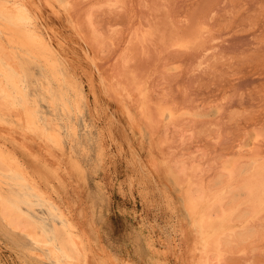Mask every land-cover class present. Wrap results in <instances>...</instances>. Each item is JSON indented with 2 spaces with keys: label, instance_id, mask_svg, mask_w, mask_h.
<instances>
[{
  "label": "rangeland",
  "instance_id": "374dc122",
  "mask_svg": "<svg viewBox=\"0 0 264 264\" xmlns=\"http://www.w3.org/2000/svg\"><path fill=\"white\" fill-rule=\"evenodd\" d=\"M36 1L39 25L59 43L83 106L68 113L75 134L61 124L58 110L40 113L57 118L62 148L30 133L26 140L34 152L13 146L7 124H0V142L82 225L91 264L109 256L110 264H161L158 247L165 243L169 264H264V206L246 214L240 205L231 219L235 225L218 235V245H204L182 195L189 178L205 185L222 178L236 190L244 180L264 176V0H69L68 13L62 0ZM105 84L117 86L120 97ZM67 92L72 99L73 91ZM138 102L145 111H138ZM161 109L170 114L161 119ZM230 165L235 173L227 180ZM184 174L190 177L183 181ZM0 234V264H46L26 251L28 240L1 222Z\"/></svg>",
  "mask_w": 264,
  "mask_h": 264
},
{
  "label": "bare ground",
  "instance_id": "6f19581e",
  "mask_svg": "<svg viewBox=\"0 0 264 264\" xmlns=\"http://www.w3.org/2000/svg\"><path fill=\"white\" fill-rule=\"evenodd\" d=\"M68 2H69V0H62L60 3L61 6H63V10L66 13H68V11L71 10V9H68V6H69ZM71 7H72V3L70 4L69 8H71ZM38 10H39V8H38V4H37L36 0H0V124H2V127H3V124H7L11 127L10 129H12L13 135L10 134V135H12V136H10L9 133L8 134L6 132L5 133H6V135H9L10 140L9 139H7V140H9L13 144V146L18 145L21 148H24V149L26 148V149H30V150H31V148L28 147V142L26 140V136L28 137L30 134L36 135L37 137L41 138L46 144H52L57 148H62L63 142H61L60 134L58 131L59 123L57 122V120H55L57 118H55V117L50 118L51 114L50 115L48 114V117L45 115L46 118H44L42 116L43 117L42 118L40 116V113L41 114L46 113L45 112L46 109H44L45 107L48 108L50 110V112L58 110L60 113V116H58V117H60L59 120L61 121V124H63L64 126L67 127L66 129H68V133L71 132L72 134H75L76 129L74 127V124L70 122L68 113H70L73 110L76 112L81 111V105L82 104H80V102L84 97L81 90L75 86V83L74 84L72 83V81L69 79V76L67 75V69L65 68L66 64L64 63V60L61 57L60 51L57 48L56 43H58V42L56 41L54 43V41L51 39V36L45 35V32L42 30L43 26L39 25L41 23L38 21V19H39ZM72 17H74V16H72ZM87 22L89 25L92 26V21H91V18L89 16L86 18V24H87ZM62 24L64 25L66 23H62ZM78 28H79V26H78ZM91 28H92L91 32L93 34L94 29H93V27H91ZM154 29H157V28H154ZM88 31H89V29H88ZM85 37H86V35H85ZM92 37H93V35H92ZM94 39H95V37H94ZM83 41L85 42V39H83ZM79 43H80V41H79ZM58 46L60 47L59 43H58ZM92 47H90V48H92ZM94 55H96V54L94 53ZM96 64H97V61H96ZM96 67H97V65H96ZM52 81H54L55 85L52 83ZM111 84H113V82ZM63 85H65V88L63 87ZM105 87L107 90L111 91L112 93H115L116 96L120 97L121 93L117 90L118 89L117 86H116L117 88L115 86H111V87L109 86L108 87V85L105 84ZM68 88L71 91H73L72 93H73L74 97L73 98L71 97L72 99H70V97L68 96V92H67ZM97 90H99V89H97ZM141 91L142 90H138V93L142 94ZM85 92H86V90H85ZM98 93H100V92H98ZM98 96H99V94H98ZM127 96H129V95H127ZM100 98L102 99L101 96H100ZM112 99L113 98H111V100ZM116 99L114 98L113 102ZM125 100H127V99H125ZM90 102H91V100H90ZM115 102H117V101H115ZM113 104L115 105V103H112L111 105H113ZM140 105L141 104L138 102V107H139L138 111L139 110L145 111V109L141 108ZM90 108L95 109V107H93V106ZM115 108H114V110H115ZM117 108H119V107H117ZM91 110H93V109H91ZM118 110L120 111L121 109H118ZM112 112H114V111H112ZM120 112L122 113V111H120ZM164 113H167V115L170 114L169 112H164L163 109H161L160 113H159V116H161V119H163ZM94 118H95V116H94ZM147 118L148 117H146L145 119H147ZM123 120H124V118H123ZM132 122H133V120H132ZM127 123H128V121L126 122V124L125 123L124 124L127 125ZM142 124H145V123H142ZM132 127H133V125H132ZM145 128H147V127H145ZM101 130H102V128H101ZM88 132H90V131H88ZM97 135H98V132H97ZM133 135H134V133H133ZM0 136L3 137L4 135H2L0 133ZM69 137L70 136H68V138ZM74 138H75V135H74ZM83 138H85V137H83ZM101 138H102V136H101ZM101 138L98 139L99 143L97 146L98 151H99V156H98L99 160H101L102 156L104 155L103 154L104 143L102 142ZM137 138H139V136H137ZM71 140H72V138H71ZM94 140L96 141V139H94ZM72 142H74V139L72 140ZM39 143L43 145V143H41L40 141H39ZM141 143H142V141H141ZM94 144H96V143H94ZM67 145H69V144H67ZM79 146H80V144H79ZM38 149H41V148L37 147V150ZM73 149H74V147H73ZM31 151L34 152V150H31ZM49 151H51V150H49ZM56 151L57 150H55V152ZM59 151H60V149H59ZM68 151H69V149H68ZM79 152H81V151H79ZM37 154H39V152ZM80 154H82V153H80ZM52 155H55V154L52 153ZM70 155L71 154H69L67 156H70ZM44 158H45V155H44ZM51 162H53V161L51 160ZM75 162H73V163H75ZM89 162H91V161H89ZM231 165H233V164H231ZM231 165H230V167L227 166L229 168H226V170H225L227 173L226 175H228L227 180H230L234 177L236 166L231 167ZM50 166L51 165L49 164V167ZM101 166H103V165H101ZM49 167H47V168H49ZM93 168H94V166H93ZM101 168L99 170H101ZM74 169H75V167H74ZM76 169L74 171H76ZM170 170H171V173H174L175 176L177 178H180V180H181V176L179 177L178 174L176 172H174L175 170L174 171L172 169H170ZM242 171H244V169L240 170V172H242ZM76 172L78 173V171H76ZM76 172H75V175H76ZM129 175H130V172H129ZM169 175H170V172H169ZM185 176L188 177L189 175L184 174V177H182L183 181L186 179ZM191 179H193V177H191ZM193 180H190V178L186 180L187 186L186 187L184 186L185 192L182 190L184 192V194L182 193V195H184L183 204L185 205V209L188 211V213L192 217H194V219H196V221L198 222L199 237H200L201 242L204 245H214V246L218 245V235L221 232H223L225 229L231 228L235 225L231 221V219H232V217L235 216V213L237 212V209L240 205L244 206L246 214L249 212H253L254 214H257V212H259V210L264 206V176L261 178H259L258 176H253L252 178L248 179L247 181L244 180L243 182L239 183L236 186V188H237L236 190L228 188L225 180H223L222 178L213 181L212 184H206V185L201 183V182H200L201 184H199V182H196L195 180L194 181ZM97 183H98V181H97ZM172 183H174V182H172ZM181 183H182V181H181ZM177 184H178V182H177ZM45 188H46L45 185L40 184L22 166V163L19 161L18 157L14 154L12 149L9 148L5 143L0 142V222L4 225V227L7 230H9L10 232H14V233L17 232V233L21 234L22 237H24L26 240H28L30 242L29 243V244H31L30 248L29 249H27L26 247L25 248L27 249L26 251H29L30 255H32L34 257V259H37V260L42 261V262L45 261L46 264H91V261H89V259L91 258L90 257V247H89V243H88L89 240L87 241V237L82 230L84 228L81 229L82 225L80 226L79 223L74 221L72 216H70L68 214V210H66L63 207L64 205L62 206L60 203H58L52 197V195L50 193H48L49 191L47 192L48 189L46 190ZM99 188H101V187H99ZM240 192L243 194L244 199L240 196ZM63 193H62V195H63ZM80 196H82V195H80ZM63 198L64 197H62V199ZM59 199L61 201L60 197H59ZM65 201H66V199H65ZM78 201H79V199H78ZM64 202H62V204ZM76 205L77 204L75 203V206ZM78 206L79 205H77V207ZM40 208H42V211H40ZM81 209H83V207ZM84 210H85V208H84ZM129 210H131V209H129ZM180 211H182V210H180ZM245 213H243V214H245ZM84 214H86V212ZM239 215H242V214H239ZM85 217H87V216H85ZM75 220H76V218H75ZM135 221L136 220H134V222ZM142 221H143V219H142ZM181 221H182V219H181ZM182 222L184 224V221H182ZM135 223H138V222H135ZM141 224H142V222H141ZM191 224H193V223H191ZM195 225H197V224H195ZM136 226H137V224H136ZM93 229L96 230V227L94 228V226H93ZM191 229H192V226H191ZM183 230L185 231L183 233L186 234L187 233L186 230L185 229H183ZM189 230L190 229H188V231ZM193 232H194V230H193ZM87 233H89V230L87 231ZM6 235H8V234H6ZM8 239H10V238H8ZM14 241L15 240H13V242ZM90 241H91V239H90ZM100 243H102V242H100ZM95 244H98V243H95ZM26 245H28V243ZM152 245L153 244L151 242V246ZM21 246H23V245H21ZM98 247H96V248H98ZM101 247H103V246H100V248ZM152 247L154 248V246H152ZM19 248H20V246H19ZM170 248H169L168 244L166 246V243H165V245H161L160 248L158 247V249H161L160 250V252H161L160 256H162V263L161 264H169L168 254H170ZM96 250L98 251V249H96ZM105 250L103 251V249H102V251H101L102 255H103V252H105ZM17 251H20V250H17ZM95 253H96V251H95ZM19 254L20 253L18 252L17 255L21 256ZM96 255H98V254H96ZM109 255H110V253L108 254V256ZM135 255H136V253H135ZM32 256L31 257L29 256V257L33 258ZM153 256H154V253H153ZM22 257H24L23 259H25V256H22ZM99 257L101 259L102 256L100 255ZM109 257H108V262L110 261ZM134 258H133V260H134ZM100 259L98 258L97 260L99 261ZM128 259H131V258H127V260ZM105 260H104V263L101 261L102 264H106L107 261L105 262ZM108 262H107V264H108ZM122 262L123 261H121V263ZM32 263H34V262H32ZM36 263H38V261ZM116 263H117V261H116ZM128 263H129V261H128ZM132 263L134 264L133 261H132ZM93 264H95V263H93ZM109 264H110V262H109Z\"/></svg>",
  "mask_w": 264,
  "mask_h": 264
}]
</instances>
